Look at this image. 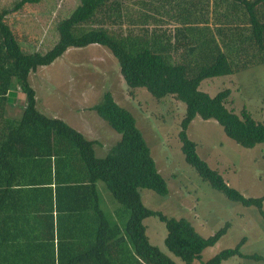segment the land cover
<instances>
[{
  "label": "trees",
  "instance_id": "16d2710c",
  "mask_svg": "<svg viewBox=\"0 0 264 264\" xmlns=\"http://www.w3.org/2000/svg\"><path fill=\"white\" fill-rule=\"evenodd\" d=\"M42 1L15 0L0 11V264H177L150 243L143 224L150 216L164 223V246L184 264H221L233 256L264 261L259 254L241 253L244 238L204 261L202 252L226 233L228 222L203 237L186 218L143 204L140 189L166 196L168 186L134 116L110 91L89 109L120 138L97 157L95 142L61 118L38 111L28 81L30 72L71 47H105L129 88L185 104L177 137L186 163L212 189L256 207L264 219V197H245L228 185L187 135L199 116L216 121L241 147L264 144L263 122L245 107L240 114L226 107L229 89L213 96L200 89L205 79L264 64V0H80L57 22L58 38L50 49L26 52L9 19ZM17 86L22 112L8 121L4 114ZM98 181L119 204L112 220L101 206ZM39 226L41 231H26Z\"/></svg>",
  "mask_w": 264,
  "mask_h": 264
},
{
  "label": "rangeland",
  "instance_id": "374dc122",
  "mask_svg": "<svg viewBox=\"0 0 264 264\" xmlns=\"http://www.w3.org/2000/svg\"><path fill=\"white\" fill-rule=\"evenodd\" d=\"M14 1L0 0V11L11 7ZM79 2L43 0L25 5L9 19V24L26 52H45L57 41V22L66 18ZM28 81L35 90L38 111L50 117L61 114L59 118L95 142L93 147L97 157L105 156L120 138V134L89 109L100 100L104 91H110L116 103L134 116L168 186L166 196L140 189L143 204L168 217L186 218L203 237L212 235L228 222L226 233L202 252L204 261L222 249L234 247L241 238L245 239L240 248L242 254L264 256V219L258 209L230 201L202 181L194 168L186 163L177 137L185 111L183 102L170 95L157 100L144 88H129L117 60L105 47L97 44L67 49L52 64L30 72ZM226 88L230 90L226 100L228 109L240 114L245 107L254 119L264 123V64L234 75L205 79L200 86L211 96ZM16 90L19 93L16 98L21 99L23 94L18 86ZM187 135L197 144L198 155L217 170L228 185L245 197H264L263 143L252 148L241 147L224 134L216 121L203 120L199 116L189 124ZM97 187L101 206L112 220L119 204L103 182L98 181ZM262 207L264 210V200ZM143 224L151 244L177 264H184L165 248L163 241L167 231L163 222L150 216ZM221 264H264V261L233 256Z\"/></svg>",
  "mask_w": 264,
  "mask_h": 264
},
{
  "label": "crops",
  "instance_id": "0c3cea01",
  "mask_svg": "<svg viewBox=\"0 0 264 264\" xmlns=\"http://www.w3.org/2000/svg\"><path fill=\"white\" fill-rule=\"evenodd\" d=\"M57 88V87H56ZM16 93L17 95H19V93L17 92L16 90ZM17 99V100H16ZM37 99V98H36ZM37 101V100H36ZM24 103V97H21V99L19 97L17 98H14L12 100V102H10V104L7 106L6 108V112L4 114V117L9 121L11 118H15V119H18L21 115V112H22V104ZM15 111V112H14ZM48 116V115H46ZM56 117L59 118V116H61V114H58L55 115ZM50 117V116H48ZM53 117V116H51ZM63 120V119H62ZM71 126V125H70ZM73 127L74 129H76L77 131H79L80 133L83 134V136L85 137V134L84 132H81L80 130H78L77 128H75L73 125L71 126ZM87 139V137H85ZM88 140V139H87ZM16 187H14L15 189H22L23 187H17V185H15ZM24 188H27V187H24ZM22 196H24L25 199H27L29 197V195H25V194H21ZM27 197V198H26ZM15 198V197H14ZM13 198V199H14ZM40 227V226H39ZM30 228H32L31 231H41V227L40 229L37 227V228H34V227H27L26 228V231H28Z\"/></svg>",
  "mask_w": 264,
  "mask_h": 264
}]
</instances>
